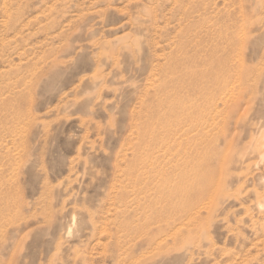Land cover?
Here are the masks:
<instances>
[{
  "label": "rangeland",
  "instance_id": "374dc122",
  "mask_svg": "<svg viewBox=\"0 0 264 264\" xmlns=\"http://www.w3.org/2000/svg\"><path fill=\"white\" fill-rule=\"evenodd\" d=\"M255 3L0 0V264H264Z\"/></svg>",
  "mask_w": 264,
  "mask_h": 264
},
{
  "label": "bare ground",
  "instance_id": "6f19581e",
  "mask_svg": "<svg viewBox=\"0 0 264 264\" xmlns=\"http://www.w3.org/2000/svg\"><path fill=\"white\" fill-rule=\"evenodd\" d=\"M255 7H257V11H256V17H251L250 20H249V28L245 27V24L241 25V29L239 31V33H244L246 35V32L249 31L250 33L253 31L254 27L258 26L259 24H263L264 23V12H262V10H264V0H256V3H255ZM255 9V8H254ZM246 22V21H245ZM225 72H228L230 74V70L227 69ZM217 79H215V81L217 82L218 85H224L225 83H227V81H225L224 79H222L220 81V77L217 76L216 77ZM227 97V96H226ZM239 104V103H238ZM263 148H264V144L262 145ZM262 146L260 145H257L256 146V150H260L262 149ZM214 194V193H213ZM213 196V195H212ZM259 204V203H258ZM180 207V206H179ZM259 207V206H258ZM182 210L183 212L186 213V211L184 210V205H182ZM181 215V214H180ZM173 217V216H172ZM176 217V216H175ZM169 218V217H168ZM187 218V217H186ZM170 219V218H169ZM166 220V219H165ZM162 221V220H161ZM182 225V224H180ZM186 230V229H185ZM173 231V230H172ZM128 232V231H127ZM130 232V231H129ZM128 232V233H129ZM170 233V232H169ZM174 240V239H173ZM76 255V254H75ZM74 255V257H75ZM119 264V263H118ZM121 264V263H120Z\"/></svg>",
  "mask_w": 264,
  "mask_h": 264
}]
</instances>
